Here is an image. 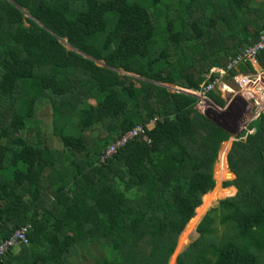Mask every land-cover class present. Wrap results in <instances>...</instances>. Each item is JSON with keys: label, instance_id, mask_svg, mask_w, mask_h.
<instances>
[{"label": "trees", "instance_id": "16d2710c", "mask_svg": "<svg viewBox=\"0 0 264 264\" xmlns=\"http://www.w3.org/2000/svg\"><path fill=\"white\" fill-rule=\"evenodd\" d=\"M263 31L264 0H0V242L29 225L0 264H173L202 216L175 264H264V115L226 155L195 99L155 84L198 90Z\"/></svg>", "mask_w": 264, "mask_h": 264}, {"label": "rangeland", "instance_id": "374dc122", "mask_svg": "<svg viewBox=\"0 0 264 264\" xmlns=\"http://www.w3.org/2000/svg\"><path fill=\"white\" fill-rule=\"evenodd\" d=\"M23 12L26 18L32 19L25 11ZM164 13H165V8L160 7L159 11L157 10V16H158L160 25L164 23V20H165ZM175 26H176L175 27L176 29L179 27L178 22L175 23ZM59 41L67 50L80 53L78 50L72 48L65 40L59 39ZM82 55L88 58L85 54H82ZM94 62L98 66H105V64L101 60H95ZM261 70L260 68L258 69L254 67V71L248 72V74L251 73V74H254V76H257L259 79H263L261 75L262 73ZM116 72L120 75H126V76L131 77L136 86L138 85V82L140 80H143L140 76L135 75L133 73L124 72L121 69H116ZM236 74H244V73H242V71H240L237 67ZM219 81L223 82L227 86V88H223L220 85V89H218V92H212V91L204 92L203 87L202 88L200 87L198 91H188V90L179 88L173 84L157 83V82H155V84L165 88L171 93L183 92L193 97L195 99L193 108L196 111H198L202 116H204L209 124L222 130L224 133L227 134V139L221 143L220 148H219V151H220L223 148L224 143L229 141V148L226 152V155H227L233 141H237L239 139H245L247 135H250L253 133L252 123L258 115L262 114L261 111H263V108H264V103H263L264 98L263 96H258L254 88H251V87H246L244 89L239 88L231 80V77L225 76L224 78L219 79ZM259 82H257V85L259 84ZM202 83L200 84V86L202 85ZM211 95L223 100L224 104L223 105L217 104V102L214 100V98ZM46 123L49 124V119L46 120ZM46 128L48 132V130H50V127H46ZM100 134H101L100 132L94 131L92 133V136L96 138ZM216 164L213 167V178H214V171L216 168ZM231 179H228V180H231ZM228 180L221 181L220 185L224 181H228ZM215 185H216V180H215ZM219 200L220 199L214 201L210 207H213L214 205H216L217 201ZM202 217L200 218V220L202 219ZM200 220L198 221V223L200 222ZM196 226H195V229H196ZM195 229H194V233L189 237L188 243L185 245V247L178 254L175 255L173 264H175L176 257L187 247L189 242L194 240L197 237ZM20 250H21L20 246H16L12 249V252L15 253ZM88 263H89L88 261L83 260L80 263L74 262L73 264H88Z\"/></svg>", "mask_w": 264, "mask_h": 264}, {"label": "built area", "instance_id": "2783aa9c", "mask_svg": "<svg viewBox=\"0 0 264 264\" xmlns=\"http://www.w3.org/2000/svg\"><path fill=\"white\" fill-rule=\"evenodd\" d=\"M263 48H264V31L260 34V37L256 43H254L253 45L243 50L240 55H238L235 59L229 62L225 67L211 68L209 72L203 76L204 81L200 87L204 88V92H211V91L218 92V89H220V85L223 88H227V86L223 82L219 81V79L224 78L225 76H228V77H231V80L239 88L241 89H244L246 87L254 88L256 94L258 96H263L264 98V70H261V68L259 67L256 61V57L258 53ZM248 64L251 65L253 69L254 67L258 69L260 68L263 79H259L257 76H254V74H251V73L248 74V72H253V71H249V70L242 71L241 70V67L247 68ZM237 67L244 74H236ZM257 82H259L258 85H257ZM198 90H188V91H198ZM263 103H264V99H263ZM261 112L264 115V108H263V111ZM156 121H157V118H153L152 120H150L149 125H153L154 123H156ZM144 129L145 128L142 125H137L133 127L132 129L126 131L124 134L120 135L112 143H110L105 149L102 150L100 157H99V162L104 163L110 158H112V156L117 152V150L123 147L128 141L132 140L135 137H138L139 135H143L145 131ZM28 228H29V225L22 226L16 229L8 238L0 242V261L14 247L26 245L27 243L26 234H27Z\"/></svg>", "mask_w": 264, "mask_h": 264}, {"label": "water", "instance_id": "95a60500", "mask_svg": "<svg viewBox=\"0 0 264 264\" xmlns=\"http://www.w3.org/2000/svg\"><path fill=\"white\" fill-rule=\"evenodd\" d=\"M219 154V153H218ZM176 260V259H175Z\"/></svg>", "mask_w": 264, "mask_h": 264}]
</instances>
